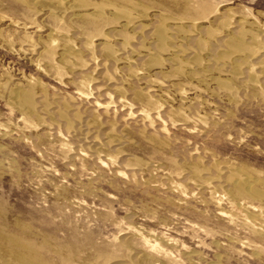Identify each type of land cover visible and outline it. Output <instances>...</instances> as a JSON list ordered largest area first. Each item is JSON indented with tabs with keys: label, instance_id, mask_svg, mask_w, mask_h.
I'll return each mask as SVG.
<instances>
[{
	"label": "rangeland",
	"instance_id": "1",
	"mask_svg": "<svg viewBox=\"0 0 264 264\" xmlns=\"http://www.w3.org/2000/svg\"><path fill=\"white\" fill-rule=\"evenodd\" d=\"M263 62L264 0H0V235L46 264H264Z\"/></svg>",
	"mask_w": 264,
	"mask_h": 264
},
{
	"label": "bare ground",
	"instance_id": "2",
	"mask_svg": "<svg viewBox=\"0 0 264 264\" xmlns=\"http://www.w3.org/2000/svg\"><path fill=\"white\" fill-rule=\"evenodd\" d=\"M59 4H62V3H66V1H68V0H56ZM68 3V2H67ZM132 5V4H131ZM103 8L104 7H101V6H99L98 7V11L99 12H101L102 10H103ZM104 12V11H103ZM102 13V12H101ZM100 13V14H101ZM120 13V12H119ZM121 13L122 14H124V15H126L128 12L126 11V10H124V9H122V11H121ZM99 14V13H98ZM99 14V15H100ZM86 15V14H85ZM84 15V16H85ZM94 15V14H93ZM103 15V14H102ZM215 15H216V13H215ZM92 16V15H91ZM114 16V15H113ZM120 16V15H119ZM89 17V16H88ZM93 17V16H92ZM116 17V16H115ZM123 17V16H122ZM129 17H130V15H129ZM83 18H85V17H83ZM94 18V17H93ZM96 18V17H95ZM102 18V17H101ZM116 18H118V17H116ZM119 18H121V16L119 17ZM87 19H89V18H86V20ZM91 19V18H90ZM98 19H99V17H98ZM112 19V18H111ZM123 19H126V18H123ZM122 19V20H123ZM81 20V19H80ZM84 20V19H83ZM86 20H84V21H86ZM92 20V19H91ZM102 20V19H101ZM114 20V19H113ZM113 20H112V22H113ZM155 20V19H154ZM83 21V22H84ZM100 21V20H99ZM117 21V20H116ZM98 22V21H97ZM102 22H103V20H102ZM111 22V23H112ZM118 22V21H117ZM230 22V21H229ZM87 23H89V22H86V24ZM91 23H93V22H91ZM95 23V22H94ZM100 23V22H99ZM109 23V22H108ZM119 23V22H118ZM84 24H85V22H84ZM83 24V25H84ZM103 24V23H102ZM107 24V23H106ZM115 24V23H114ZM223 24H225V23H223ZM93 25V24H92ZM92 25H91V27H92ZM95 25V24H94ZM97 25V24H96ZM116 25V24H115ZM126 25V24H125ZM128 25H129V23H128ZM243 25V24H242ZM241 25V26H242ZM88 26V25H87ZM98 26V25H97ZM119 26V25H118ZM124 26V25H123ZM99 27V26H98ZM125 27V26H124ZM129 27H131V26H129ZM145 27V26H144ZM158 28H159V26H157ZM162 27V26H161ZM123 28V27H122ZM156 28V27H155ZM158 28H156V29H158ZM165 28V27H164ZM164 28L162 27V28H159L158 29V31H156L157 33V35H158V39L159 40H161V41H165V39H166V34H165V30H164ZM244 27H242V28H240L241 30L243 29ZM97 28H95L94 30H96ZM99 29V28H98ZM106 30V29H105ZM144 30V29H143ZM196 30V29H195ZM239 31L240 33L239 34H237V39H236V41L233 43V41H232V43H230L231 45L233 44V48H235L236 50H245V48H246V43H245V41L243 40V33H242V31ZM92 31H93V29H92ZM123 31V30H122ZM133 31V30H132ZM153 31V30H152ZM167 31V30H166ZM246 32V31H245ZM245 32H244V34H245ZM249 32V31H248ZM95 33H98V32H95ZM122 33H125L126 34V32H122ZM141 33V32H140ZM172 33V32H171ZM247 33V32H246ZM99 34V33H98ZM109 34V33H108ZM107 34V35H108ZM153 34V33H152ZM168 34V33H167ZM236 33L234 32V35H233V37H235L236 35H235ZM86 35V34H85ZM103 35H105V34H103ZM210 35H212V33L210 34ZM229 35H230V32H229ZM232 35V34H231ZM50 36V35H49ZM97 36V35H96ZM101 36V35H100ZM99 36V37H100ZM128 36V35H127ZM135 36V35H134ZM146 36V35H145ZM150 36H152V35H150ZM186 36V35H185ZM247 36V35H246ZM253 36H255V35H253ZM257 36V35H256ZM255 36V37H256ZM75 37V36H74ZM99 37H98V39H99ZM130 37V36H129ZM169 37V36H168ZM255 37H254V39H255ZM127 38V40H129L128 39V37H126ZM132 38V37H131ZM211 38V37H210ZM228 38H229V36H228ZM247 38V37H246ZM245 38V39H246ZM252 38V37H251ZM102 39H104V40H106V37L104 36V37H102ZM116 39V38H115ZM53 40V39H52ZM126 40V39H125ZM209 40V39H208ZM217 40V39H216ZM216 40H215V42H216ZM227 40V39H226ZM229 40V39H228ZM248 40V39H247ZM252 40V39H251ZM257 40V39H256ZM255 40V41H256ZM65 41H67V40H65ZM101 41V40H100ZM103 41V40H102ZM154 41H156V40H154ZM189 41V40H188ZM202 41V40H201ZM230 41H231V39H230ZM254 41V42H255ZM53 42H54V40H53ZM88 42V41H87ZM140 42H141V40H140ZM158 42V41H157ZM205 42H207L208 43V41H205ZM224 42V41H223ZM222 42V43H223ZM226 42V41H225ZM247 42H249V41H247ZM258 43H259V40L257 41ZM91 43H93L92 41H91ZM90 43V44H91ZM145 43V42H144ZM163 44L165 43V42H162ZM202 43V42H201ZM210 43V42H209ZM228 43H229V41H228ZM257 43V46L259 45V44H261V43H259L258 44ZM89 44V43H88ZM101 44H103V46L104 45H106L107 44V42L106 41H104V42H102ZM125 44V43H124ZM161 44V43H160ZM198 44H199V42H198ZM205 44V43H204ZM217 44V43H216ZM225 44V43H224ZM249 44V43H248ZM253 44V43H252ZM263 44V43H262ZM67 45H68V43H67ZM109 45V47H110V44H108ZM169 44H166V46H168ZM210 45H212V44H210ZM209 45V46H210ZM226 45V44H225ZM228 45V44H227ZM88 46V45H87ZM96 46H98V45H96ZM96 46H95V48H96ZM127 46V45H126ZM165 46V45H164ZM206 46V45H205ZM230 46V45H229ZM252 46H254V45H252ZM251 46V47H252ZM256 46V47H257ZM105 47V46H104ZM103 47V48H104ZM112 47V46H111ZM125 47V46H124ZM155 47V46H154ZM157 47V46H156ZM202 47V46H201ZM201 47L198 49V50H200L201 49ZM212 47V46H211ZM210 47V49L212 50V48ZM214 47V46H213ZM228 47V46H227ZM248 47H250V44L248 45ZM65 48V47H64ZM102 48V47H101ZM140 48V47H139ZM165 48V47H164ZM203 48H204V46H203ZM218 48V47H217ZM255 48V47H254ZM259 47H257V49H258ZM51 49V48H50ZM68 49V48H67ZM94 49V48H93ZM93 49H91L92 51H93ZM105 49V48H104ZM104 49H103V51H104ZM107 52L109 51V53L111 54V52L112 51H110V49L108 48V46H107ZM113 49V48H112ZM129 49V48H128ZM154 49H156V48H154ZM166 49V48H165ZM221 49V48H220ZM229 49H232V48H229ZM248 49V48H247ZM250 50L252 49V48H249ZM256 49V50H257ZM63 50V49H62ZM70 50V49H69ZM130 50H131V48H130ZM158 50H161V51H163L162 50V48L160 49H158ZM167 50H170L169 48L167 49ZM236 50H234V51H236ZM255 50V51H256ZM64 51H65V49H64ZM72 51V50H71ZM89 51H90V49H89ZM91 51V52H92ZM100 51V50H99ZM114 51V50H113ZM148 51V50H147ZM166 51V50H165ZM49 52H51V51H49ZM101 52V51H100ZM131 52V51H130ZM164 52V51H163ZM205 52V51H204ZM224 52V51H223ZM230 52V51H229ZM237 52V51H236ZM78 53V52H77ZM114 53V52H113ZM113 53H112V55H113ZM122 53V52H121ZM241 53V52H240ZM64 53L62 52V54L61 55H63ZM108 54V53H107ZM157 54V53H156ZM229 54H231V53H229ZM234 54V53H233ZM231 55V56H234V55ZM52 55V54H51ZM92 55V54H91ZM95 55V54H94ZM111 55V56H112ZM115 55V54H114ZM189 55V54H188ZM108 56V55H107ZM197 56H199V55H197ZM220 56H222V55H220ZM225 57L224 58H227L228 57V55L226 54V55H224ZM227 56V57H226ZM248 56H249V54H248ZM106 57V56H105ZM116 57V56H115ZM217 57V56H216ZM223 57V56H222ZM113 58V57H112ZM221 58V57H220ZM220 58H218V60L220 59ZM223 58V59H224ZM77 59V58H76ZM78 59H79V57H78ZM81 59V58H80ZM93 59V58H92ZM115 59V58H114ZM126 59V58H125ZM128 59V58H127ZM154 59H157L156 57L154 58ZM197 59V58H196ZM228 59H230V58H228ZM233 59V58H232ZM82 60V59H81ZM118 60V59H117ZM169 60V59H168ZM199 60V59H198ZM222 60V59H221ZM249 60V59H248ZM78 61V60H77ZM112 61V60H111ZM119 61V60H118ZM121 61H123V60H121ZM128 61V60H127ZM130 61H132V60H130ZM157 62H159L158 60H156ZM116 62V61H115ZM126 62V61H125ZM155 62V61H154ZM156 62V63H157ZM164 62V61H163ZM216 62V61H215ZM88 63V62H87ZM151 63H153V62H151ZM189 63V62H188ZM246 63V62H245ZM244 63V64H245ZM264 63V62H263ZM262 63V64H263ZM145 64V63H144ZM260 64V63H259ZM83 65V64H82ZM105 65V64H104ZM146 65V64H145ZM161 65V64H160ZM180 65V64H179ZM236 65V64H235ZM63 66V65H62ZM74 66V65H73ZM95 66V65H94ZM116 66V65H115ZM138 66V65H137ZM206 66V65H205ZM204 66V67H205ZM260 66V65H259ZM83 67V66H82ZM106 67V66H105ZM109 67V66H108ZM111 67V66H110ZM132 67V66H131ZM148 67V66H147ZM151 67H152V64H151ZM115 68V67H114ZM145 68V67H144ZM115 69H117V68H115ZM139 69V68H138ZM118 70V69H117ZM129 70V69H128ZM131 70H134V69H131ZM143 70V69H142ZM234 70V69H233ZM107 71V70H106ZM109 71V70H108ZM138 72H139V70H137ZM174 71V70H173ZM243 71V70H242ZM252 72V71H251ZM109 73V72H108ZM108 73H106V74H108ZM132 73V72H131ZM133 73H135V72H133ZM105 74V75H106ZM110 74V73H109ZM136 74V73H135ZM133 76V75H132ZM240 76V75H239ZM83 77V76H82ZM90 77V76H89ZM108 76H106V78H107ZM131 77V76H130ZM134 77H135V75H134ZM139 77V76H138ZM252 77V76H251ZM87 78V77H86ZM85 78V79H86ZM135 78H137V77H135ZM143 78V77H142ZM253 78H254V76H253ZM88 79V78H87ZM85 80V81H88V80ZM111 78H108V80H110ZM255 79V78H254ZM127 80V79H126ZM132 80V79H131ZM136 80V79H135ZM81 81V80H80ZM80 81H78V82H80ZM125 81V80H124ZM137 81V80H136ZM135 81V82H136ZM31 82V81H30ZM29 82V83H30ZM89 82V81H88ZM109 82V81H108ZM127 82V81H126ZM131 82H133V81H131ZM143 82V81H142ZM147 82V81H146ZM150 82V81H149ZM148 82V83H149ZM33 83V82H32ZM35 83V82H34ZM82 83V82H81ZM91 83V82H90ZM121 83V82H120ZM125 83V82H124ZM75 84V83H74ZM145 84V83H144ZM29 85V84H28ZM36 85V84H35ZM129 85V84H128ZM164 85V84H163ZM107 86H109V84H107ZM116 85L114 84V87H115ZM18 87V86H17ZM80 87V86H79ZM78 87V88H79ZM92 87V86H91ZM123 87V86H122ZM121 87V88H122ZM77 88V89H78ZM89 87L87 86V89H88ZM101 88V87H100ZM118 88H120V87H118ZM12 89V88H11ZM80 89V88H79ZM86 89V88H85ZM86 89V90H87ZM102 89V88H101ZM106 89V88H105ZM113 89V88H112ZM124 89V88H123ZM19 90V89H18ZM16 88H13L12 90H11V96L12 97H14L15 99L16 98H20L21 100L20 101H22V103L23 104H25L26 106H29L31 103H33V102H31V91H32V89L31 88H28V86H27V89H24L23 91H22V93L21 92H19ZM80 90H82V89H80ZM96 90H98L99 91V89H96ZM107 90V89H106ZM117 90V89H116ZM115 90V91H116ZM120 90V89H119ZM43 91V90H42ZM83 91V90H82ZM92 91V90H91ZM114 91V90H113ZM114 91V92H115ZM121 91H123V90H121ZM124 91H126L125 89H124ZM133 91V90H132ZM97 92V91H96ZM117 93H119L118 92V90L116 91ZM137 92H139V91H137ZM147 92V91H146ZM10 93V92H9ZM99 93V92H98ZM108 93V92H107ZM112 93V92H111ZM136 93V92H135ZM81 94H82V92H81ZM90 94H92V92H90ZM97 94V93H96ZM103 94V93H102ZM123 94V93H122ZM126 94H128V93H126ZM149 94V93H148ZM178 94V93H177ZM33 95V94H32ZM47 95V94H46ZM82 95H84V93L82 94ZM106 95V94H105ZM111 95V94H110ZM145 95H147V94H145ZM144 95V96H145ZM88 96H90L89 94H88ZM92 96V95H91ZM102 96V95H101ZM108 96V95H107ZM121 96V95H120ZM148 96V95H147ZM34 97V96H33ZM87 97V96H86ZM85 97V99H87ZM97 97H99V96H97ZM105 97V96H104ZM108 97H111V96H108ZM143 97V96H142ZM96 98V97H95ZM141 98V97H140ZM145 98H146V96H145ZM148 98V97H147ZM49 99V98H48ZM91 99V98H90ZM103 99V98H102ZM110 100H111V98H109ZM112 99H113V96H112ZM120 99H122V98H120ZM136 99V98H135ZM134 99V100H135ZM182 99V98H181ZM33 100V99H32ZM74 100V99H73ZM99 100V99H98ZM101 100V99H100ZM124 100V99H123ZM140 100H142V99H140ZM144 100V99H143ZM142 100V101H143ZM81 101V100H80ZM136 101V100H135ZM141 101V102H142ZM19 102V101H18ZM110 102V101H109ZM112 102V101H111ZM127 102V101H126ZM145 103H146V101H144ZM155 102V101H154ZM153 102V103H154ZM49 103V102H48ZM65 103V102H64ZM67 103V102H66ZM80 103V102H79ZM95 103V102H94ZM97 103V102H96ZM140 103V102H139ZM148 103V102H147ZM152 103V104H153ZM194 103V102H193ZM34 104V103H33ZM36 104V103H35ZM107 105H105V106H107V107H109L108 106V104L109 103H106ZM114 104V103H113ZM130 104V103H129ZM128 104V105H129ZM149 104V103H148ZM151 104V103H150ZM154 104H156V102L154 103ZM153 104V105H154ZM48 105V104H47ZM65 105V104H64ZM99 105V104H98ZM97 105V106H98ZM109 105H112V104H109ZM118 105V104H117ZM132 105V104H131ZM147 105V104H146ZM158 104H156V106H157ZM20 106V105H19ZM32 106V105H31ZM30 106V107H31ZM68 106V105H67ZM67 106H65L64 108H65V110L67 109V108H69V107H71V106H69V107H67ZM92 106V105H91ZM100 106V105H99ZM104 106V107H105ZM122 106H123V104H122ZM124 106H125V104H124ZM16 107V106H15ZM35 107V106H34ZM80 106H78L77 108H79ZM100 107H102V106H100ZM106 107V108H107ZM130 107V106H129ZM133 107V106H132ZM153 107V106H152ZM158 107H162L161 105H159V106H157V108ZM22 108H23V106H22ZM27 108V107H26ZM32 108H33V106H32ZM46 108V107H45ZM52 108V107H51ZM91 108V107H90ZM117 108V107H116ZM122 108V107H121ZM125 108V107H124ZM142 108V107H141ZM42 109V108H41ZM48 109V108H47ZM63 109V108H62ZM75 109V108H74ZM81 109V108H80ZM108 109V108H107ZM154 109V108H153ZM152 109V110H153ZM159 109V108H158ZM25 110V109H24ZM58 110V109H57ZM68 110V112H69V109H67ZM67 110H66V112H67ZM79 110V109H78ZM87 110V109H86ZM85 110V111H86ZM94 110V109H93ZM97 110V109H96ZM114 110V109H113ZM112 110V111H113ZM145 110H150V109H146L145 108ZM155 110V109H154ZM157 110V109H156ZM77 111V110H76ZM133 111V110H132ZM141 111V110H140ZM158 111V110H157ZM171 111H173V110H171ZM58 112V111H57ZM62 112V111H61ZM61 112H59L60 114L59 115H61ZM67 112V113H68ZM83 112H84V110H83ZM102 112V111H101ZM151 112V111H150ZM21 113H22V111H21ZM24 113V112H23ZM129 113V112H128ZM131 113V112H130ZM146 113V112H145ZM148 113V112H147ZM159 112H157V115L159 116V114H158ZM194 113V112H193ZM27 114V113H26ZM47 114H48V112H47ZM63 114V113H62ZM91 114V113H90ZM111 114V113H110ZM31 115V114H30ZM33 115V114H32ZM35 115V114H34ZM79 115V114H78ZM103 115V114H102ZM149 115V114H148ZM24 116V115H23ZM26 116V115H25ZM64 116V115H63ZM72 116H73V114H72ZM105 116V115H104ZM115 116H116V114H115ZM132 116V115H131ZM134 116V115H133ZM146 116V115H145ZM151 116V115H150ZM182 116H184V115H182ZM60 117H62V116H60ZM67 117V116H66ZM66 117H64L65 119H66ZM77 117V116H76ZM113 117V116H112ZM177 117V116H176ZM185 117V116H184ZM40 118V117H39ZM80 118V117H79ZM82 118V117H81ZM80 118V119H81ZM97 118H101V117H97ZM105 118V117H104ZM107 118V117H106ZM148 118H150V117H147V119ZM194 118V117H193ZM65 119H63L62 118V120H65ZM75 119V118H74ZM79 119V120H80ZM146 119V118H145ZM68 120H70V119H68ZM124 120V119H123ZM142 120H144V119H142ZM67 122V121H66ZM110 122V121H109ZM121 122V121H120ZM152 122V121H151ZM151 122H150V124H151ZM155 122V121H154ZM53 123H55V122H53ZM101 123V122H100ZM139 123V122H138ZM184 123H186V122H184ZM35 124V123H34ZM70 126H72L73 124L72 123H68ZM67 124V125H68ZM98 124V123H97ZM110 124H112V123H110ZM117 124V123H116ZM113 125V124H112ZM140 125V124H139ZM147 125V124H146ZM154 125V124H153ZM49 126V125H48ZM58 126V125H57ZM70 126H69V128H70ZM87 126H89V125H87ZM47 127V126H46ZM73 127V126H72ZM71 127V128H72ZM108 127V126H107ZM141 127V126H140ZM154 127V126H153ZM37 128V127H36ZM68 128V127H67ZM66 128V129H67ZM110 129L112 128V126L111 127H109ZM109 128H108V130H109ZM143 128V127H142ZM165 128V127H164ZM61 129V128H60ZM113 129V128H112ZM115 129V128H114ZM162 130H163V128H162ZM8 131V130H7ZM88 131V130H87ZM61 132V131H60ZM81 132V131H80ZM89 132V131H88ZM87 132V133H88ZM94 133V132H93ZM51 134V133H50ZM76 134V133H75ZM90 134V133H89ZM106 134V133H105ZM145 134V133H144ZM154 134V133H153ZM82 135V134H81ZM107 135V134H106ZM136 135V134H135ZM143 135V134H142ZM94 136H96V135H94ZM47 137V136H46ZM87 137V136H86ZM98 137V136H97ZM88 139V138H87ZM153 139V138H152ZM91 140V139H90ZM108 140V139H107ZM154 140V139H153ZM93 141H95V140H93ZM92 141V142H93ZM85 142H87L86 140H85ZM91 142V141H90ZM106 142V141H105ZM108 142V141H107ZM125 142V141H124ZM93 143H95V142H93ZM88 144V143H87ZM98 144V143H97ZM100 144V143H99ZM107 144V143H106ZM109 145V144H108ZM74 146V145H73ZM71 147V146H70ZM91 148L93 147V144H92V146H90ZM98 147V146H97ZM107 147H110V146H107ZM81 149V148H80ZM88 149H90V148H88ZM106 149H108V148H106ZM163 149V148H162ZM101 150V149H100ZM164 150V149H163ZM78 151H80V150H78ZM90 151V150H89ZM118 151V150H117ZM121 151V150H120ZM82 152V151H81ZM119 152V151H118ZM79 153V152H78ZM86 153V152H85ZM93 153V152H92ZM91 153V154H92ZM98 153V152H97ZM96 153V154H97ZM101 155H103V154H101ZM121 155V154H120ZM100 156V155H99ZM106 156V155H105ZM90 157V156H89ZM96 157V156H95ZM98 157V156H97ZM104 156H102V158H103ZM115 157V156H114ZM84 158V157H83ZM93 158V157H92ZM99 158V157H98ZM111 158V157H110ZM109 158V159H110ZM117 159V158H116ZM91 160H94V159H91ZM99 161H100V158L98 159ZM108 159L106 158V161H107ZM111 160V159H110ZM112 160H114V163H115V159H112ZM176 160V159H175ZM109 161V160H108ZM107 161V162H108ZM69 162V161H68ZM98 162V161H97ZM103 162V161H102ZM104 163V162H103ZM108 163H110V162H108ZM197 163V162H196ZM105 164V163H104ZM127 164H129V163H127ZM133 164V163H132ZM107 165V164H106ZM117 165V164H116ZM101 166V165H100ZM113 166V165H112ZM115 166V165H114ZM119 167V166H118ZM125 167V166H124ZM127 167V166H126ZM197 167V166H196ZM128 168V167H127ZM130 168V167H129ZM145 168V167H144ZM132 169V168H131ZM133 170V169H132ZM198 171H196V172H198L199 173V170L200 169H197ZM101 171V170H100ZM106 171V170H105ZM109 171V170H108ZM149 171V170H148ZM110 172V171H109ZM118 173L120 172V173H122L121 171H117ZM124 173V172H123ZM122 173V174H123ZM231 173V172H230ZM170 174V173H169ZM174 174V173H173ZM229 175V174H228ZM121 176H123V175H121ZM135 176V175H134ZM178 176V175H177ZM124 177H126V175L124 176ZM219 177V176H218ZM230 177H232L231 178V181H232V184L233 185H235L234 187H236V191L240 194V193H248L249 195H257V193L255 192V191H253V186H254V180L250 177V176H248V175H245V174H243V173H238V172H236V173H234L233 174V176H230ZM166 178V177H165ZM205 178V177H204ZM226 179H227V176L225 177ZM217 180H219L218 178H216ZM75 180V179H74ZM224 181V180H223ZM230 181V182H231ZM212 182V181H211ZM210 182V183H211ZM216 182V181H215ZM208 183V182H207ZM220 183V182H219ZM218 184V183H217ZM228 184V183H227ZM229 185V184H228ZM219 186V185H218ZM216 188H217V186H216ZM221 188V187H220ZM232 188H233V186H232ZM215 188H213V190H214ZM231 189V188H230ZM235 189V188H234ZM175 190V189H174ZM185 190V189H184ZM226 191V190H225ZM233 191V190H232ZM223 193H225V192H223ZM232 193V192H231ZM235 193V192H234ZM194 194V193H193ZM186 195V194H185ZM226 196H228V195H226ZM238 196V195H237ZM263 196V195H262ZM230 197V196H229ZM228 197V198H229ZM234 197H236V196H234ZM239 197V196H238ZM224 198V197H223ZM183 200V199H182ZM236 201V200H235ZM233 204V203H232ZM237 205V204H236ZM237 206H239V205H237ZM239 210V209H238ZM263 218H264V216H263ZM230 219V218H229ZM245 221H244V223H245V225L246 226H248V227H251L252 228V230H256V231H258V233L260 234V233H262L263 235H264V219H263V224H259L257 227L256 226H254V224H253V222H251V220H248L247 218L246 219H244ZM231 221V220H230ZM250 228V229H251ZM251 231V230H250ZM126 233V232H125ZM131 232L129 231V234H130ZM133 233V232H132ZM254 233V232H253ZM128 234V233H127ZM132 236V235H131ZM133 237V236H132ZM152 237V236H151ZM18 238V237H17ZM131 239V238H130ZM153 239H155V238H153ZM120 241V240H119ZM0 242L3 244V245H5V247L7 246V248L8 247H11V250H10V257H11V259H12V261L11 262H7V259H6V261H2L1 262V264H46L45 262H44V260L40 257V253H39V251H38V249L36 248V247H34L32 244H30V243H25V242H22V241H20L19 239H11L10 238V236H9V238H7L6 236H3V235H0ZM127 242V241H126ZM125 242V243H126ZM155 242H156V240H155ZM165 243V242H164ZM129 245V244H128ZM122 246V245H121ZM123 247V246H122ZM121 247V248H122ZM123 248H125V247H123ZM128 250V249H127ZM131 250V249H130ZM142 251V250H141ZM132 252V251H131ZM146 252V251H145ZM148 252V251H147ZM132 253H134V252H132ZM151 253V252H150ZM54 254V253H53ZM63 254V253H62ZM193 254V253H192ZM100 255V254H99ZM143 255V254H142ZM146 255L147 254H145V257H146ZM149 255V254H148ZM147 255V256H148ZM160 255V254H159ZM163 255V254H162ZM186 255V254H185ZM108 256V255H107ZM138 256V255H137ZM140 257V256H139ZM149 257V256H148ZM184 257V256H183ZM105 258V257H104ZM137 258V257H136ZM141 258V257H140ZM142 258H144V257H142ZM65 259V258H64ZM150 259H152V258H150ZM187 259V258H186ZM9 260V259H8ZM93 260H94V258H93ZM138 260V259H137ZM146 260V259H145ZM145 260H142V261H145ZM96 261V260H95ZM94 261V262H95ZM120 261H122V260H120ZM158 261V260H157ZM129 262V261H128ZM148 262V261H147ZM154 262V261H153ZM174 262V261H173ZM84 263V262H83ZM92 263H93V261H92ZM115 263H116V261H115ZM123 263V262H122ZM137 263V262H136ZM142 263V262H141ZM146 263V262H145ZM49 264V263H48ZM118 264H120V263H118ZM127 264V263H126ZM176 264V263H175Z\"/></svg>",
	"mask_w": 264,
	"mask_h": 264
}]
</instances>
